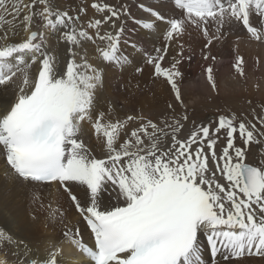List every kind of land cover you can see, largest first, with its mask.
<instances>
[{
    "label": "snow or ice",
    "instance_id": "obj_1",
    "mask_svg": "<svg viewBox=\"0 0 264 264\" xmlns=\"http://www.w3.org/2000/svg\"><path fill=\"white\" fill-rule=\"evenodd\" d=\"M166 4L162 13L138 3L146 16L137 19L126 5L93 0L91 9L101 15L82 25L87 7L73 16L55 0H0L4 178L31 187L54 185L76 214L72 223L64 210L48 205L61 237L47 243L43 256L0 229V264H61L64 243L80 254L79 264H241L246 257L264 258V159H247L249 145L264 138V104L260 113L252 109V120L220 115L215 127L187 130V114L174 110L155 119L120 116L111 104L101 110L105 67H131L139 75L151 66L153 77H163L183 104L178 78L186 34H201L205 49L233 29L242 34L237 41L264 44V0ZM122 16L162 37L161 46L148 52L126 36ZM45 32L58 34L63 54L47 47ZM86 43L94 46L99 64L82 54ZM173 43L179 51L165 67ZM233 69L245 76L242 55ZM205 73L215 90L213 67ZM85 124L94 144L85 138Z\"/></svg>",
    "mask_w": 264,
    "mask_h": 264
},
{
    "label": "bare ground",
    "instance_id": "obj_2",
    "mask_svg": "<svg viewBox=\"0 0 264 264\" xmlns=\"http://www.w3.org/2000/svg\"><path fill=\"white\" fill-rule=\"evenodd\" d=\"M55 2L60 10H67L73 16L80 5L77 2L67 5L70 0H55ZM128 2V12L137 19L146 16V13L137 7L138 3L155 7L162 13L166 12L168 7L166 0H130ZM91 3L92 1L88 0L81 4L83 7H87L86 13H81L82 25L86 24L89 19L99 18L101 15L94 13L90 7ZM121 20L127 25L126 36L137 41L148 52L161 46L162 37L135 28L133 21L129 18L122 16ZM120 23L121 21H116L117 26ZM134 28L135 31H133ZM237 35L242 34L239 30L233 29L226 37L214 41L208 49L204 48L206 40L201 34H186L182 38L184 54L179 65L182 75L178 78V85L183 104H186L188 109L198 108L206 100L204 97L209 95L214 99L228 100L229 102L213 105V108L222 109L230 116L234 114L240 119L252 120V109H255L256 113L261 112L256 106V102L254 104L253 99L256 101L260 100L259 97L262 98L261 100L264 99V44L250 42L246 38L237 41ZM45 40L53 54H63L65 45L59 41L58 34L49 33L47 35L45 32ZM93 47L90 43H86L82 54L86 52L87 58L92 63L99 64L100 61L94 59ZM123 50L125 53L131 51L127 47H124ZM177 51L179 48L173 43L164 62L165 67L168 66ZM205 53L209 55L207 60L203 59ZM238 54L242 55L245 60L244 77L237 75L233 69ZM211 57H215V60H212ZM134 62L143 66V62L139 58H136ZM209 65L213 67L215 90L206 78L205 68ZM104 71L106 83L105 91L99 98L101 110L107 111L110 98L118 99L119 104L125 100L133 106L139 107H163L169 103L168 100L175 99V94L163 77H153L151 66L144 67V72L139 75L135 74L131 67L125 68L123 71L115 67H105ZM256 92L259 94L257 99L254 95ZM116 112L119 113V109ZM204 124L207 125L206 122ZM84 133L86 140L94 144L95 137L88 124L84 125ZM34 195L38 197L35 201L33 200ZM41 204L44 207H41ZM49 204L52 208L60 207L66 212L68 221L75 223L74 209L68 206L54 185L50 188L31 187L21 185L11 179L6 180L3 175V161H0V229L23 240L33 249L34 253L38 249L42 256L45 255L44 250L47 243L49 241L57 242L61 237L60 225L51 223L48 218ZM83 238L85 241L89 240L87 230H84ZM62 249V256L59 258L61 264H79L80 254L71 245L64 243ZM64 259L68 262L65 263ZM241 264H264V258L246 257L241 261Z\"/></svg>",
    "mask_w": 264,
    "mask_h": 264
},
{
    "label": "rangeland",
    "instance_id": "obj_3",
    "mask_svg": "<svg viewBox=\"0 0 264 264\" xmlns=\"http://www.w3.org/2000/svg\"><path fill=\"white\" fill-rule=\"evenodd\" d=\"M88 0H70L67 5H70L71 3H79L80 5L78 7H81L82 3ZM93 2V0H91ZM128 1L130 0H102V2H107L110 5L114 6H120V5H128ZM76 6V5H74ZM83 7V6H82ZM76 15V14H75ZM48 35L49 33L46 32ZM182 86V84H181ZM254 95L259 97L258 92H256ZM206 100L199 105L198 108L195 109H188L187 105L185 104H180L178 103L175 99L168 100L169 103H167L166 106L163 107H158V106H153V107H139V106H133L129 102L123 100L120 104L118 99L116 98H110L108 99V103L113 106L115 109V112L117 109H119V115L124 116L125 114L128 115H134V114H143L146 116H151L153 119L157 117H162L163 114L165 113H172L174 110L175 113L179 114H184L186 113L188 116V121L186 122L185 129H190L194 126H198L200 124H204V122L208 124H211L214 127V122L218 120V117L220 115H226L230 116L229 113L227 114L226 111L222 109H216L213 108V105L219 104V103H224L228 100H223L221 98L214 99L212 96L206 95L204 97ZM213 98V100H211ZM260 100L256 101L253 99L254 104L256 102V106L261 110V105L264 104V99L261 100L262 98L259 97ZM229 102V101H228ZM248 102V101H246ZM108 104V106H109ZM171 104L173 106V109H169L168 105ZM260 105V106H259ZM236 116V115H235ZM237 117V116H236ZM239 118V117H238ZM259 127V125H258ZM221 136H223V133H221ZM258 140H260V143H255L253 142L252 144L249 145V150L247 151V159L250 162H257L260 159H264V138L257 137ZM221 144L224 143L223 139L220 141ZM239 143V142H238ZM65 263L68 262V260L64 259L63 260ZM243 261V260H242ZM72 264H77V263H72Z\"/></svg>",
    "mask_w": 264,
    "mask_h": 264
}]
</instances>
